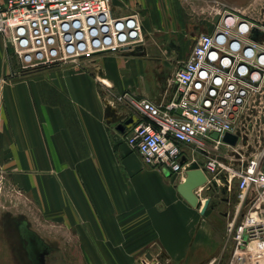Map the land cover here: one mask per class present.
<instances>
[{
  "label": "crops",
  "instance_id": "crops-1",
  "mask_svg": "<svg viewBox=\"0 0 264 264\" xmlns=\"http://www.w3.org/2000/svg\"><path fill=\"white\" fill-rule=\"evenodd\" d=\"M112 7L140 11L136 51L25 69L0 33V186L26 193L0 200V264H232L237 185L221 182L204 213L207 186L202 206L190 205L178 191L184 170L148 166L126 142L142 117L120 99L169 102L175 72L218 13L202 32L169 0ZM183 150L201 167L215 154Z\"/></svg>",
  "mask_w": 264,
  "mask_h": 264
},
{
  "label": "built area",
  "instance_id": "built-area-1",
  "mask_svg": "<svg viewBox=\"0 0 264 264\" xmlns=\"http://www.w3.org/2000/svg\"><path fill=\"white\" fill-rule=\"evenodd\" d=\"M218 15L214 29L199 35L175 72L176 95L169 102L120 98L142 117L126 142L146 165L173 172L185 171V146L215 152L202 167L206 186L237 180L235 215L227 227L234 240L232 264H264V147L247 160L236 149L249 99L264 95V44L253 38L258 25L239 10ZM0 33L9 34L25 69L134 52L145 42L139 13L115 16L112 0H5ZM226 133L239 135L236 146L223 142ZM221 147L233 151L222 154Z\"/></svg>",
  "mask_w": 264,
  "mask_h": 264
},
{
  "label": "rangeland",
  "instance_id": "rangeland-1",
  "mask_svg": "<svg viewBox=\"0 0 264 264\" xmlns=\"http://www.w3.org/2000/svg\"><path fill=\"white\" fill-rule=\"evenodd\" d=\"M175 8L184 13L188 24H196L203 26L206 31L211 26V19L214 14L224 10H239L243 17L253 21L259 27H264V0H169ZM140 17V11L137 10ZM142 22V21H141ZM257 26V27H258ZM254 33V40L264 44V34L260 28ZM145 38V34H144ZM189 42L192 37H188ZM179 58V57H177ZM22 68V67H21ZM252 96L244 110V114L240 120L239 128L243 134V138L236 148L247 160L250 156L261 151L264 147V95L262 99L254 102ZM224 148H221L223 154ZM235 186L237 180L234 181ZM237 187V186H236ZM25 191L15 189L9 184L4 183L0 186V200H10L25 198ZM3 208H1L2 210Z\"/></svg>",
  "mask_w": 264,
  "mask_h": 264
},
{
  "label": "water",
  "instance_id": "water-1",
  "mask_svg": "<svg viewBox=\"0 0 264 264\" xmlns=\"http://www.w3.org/2000/svg\"><path fill=\"white\" fill-rule=\"evenodd\" d=\"M218 19H219V15L216 16L215 21H218ZM133 122H134V118H130L128 121L125 122V126L131 127L133 125ZM212 137L218 139L219 134L213 133ZM222 140L227 144L236 146L239 142V135L233 133H226L223 136ZM182 164L185 165L186 177L184 181H182L179 184L178 191L188 201L190 205L196 208H200L202 206V200L197 190L201 187L206 186L208 182V177L198 161L196 160L190 161L189 157H185ZM219 188H220L219 184L215 181H213L211 184H208L205 190L207 199L205 206L202 209L203 213L207 209L211 201V197L216 194ZM41 262L43 264L45 263L44 257L41 259Z\"/></svg>",
  "mask_w": 264,
  "mask_h": 264
},
{
  "label": "flooded vegetation",
  "instance_id": "flooded-vegetation-1",
  "mask_svg": "<svg viewBox=\"0 0 264 264\" xmlns=\"http://www.w3.org/2000/svg\"><path fill=\"white\" fill-rule=\"evenodd\" d=\"M41 256H42V255H40V258H38V259H39V264H41V261H40V260H41Z\"/></svg>",
  "mask_w": 264,
  "mask_h": 264
}]
</instances>
